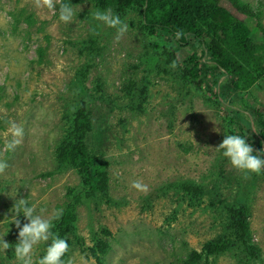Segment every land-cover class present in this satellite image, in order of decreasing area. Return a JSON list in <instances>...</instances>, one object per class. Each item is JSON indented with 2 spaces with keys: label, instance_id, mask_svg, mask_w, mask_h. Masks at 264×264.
I'll return each mask as SVG.
<instances>
[{
  "label": "rangeland",
  "instance_id": "obj_1",
  "mask_svg": "<svg viewBox=\"0 0 264 264\" xmlns=\"http://www.w3.org/2000/svg\"><path fill=\"white\" fill-rule=\"evenodd\" d=\"M244 1L264 25V0ZM69 2L80 10L66 24L35 0H0V163L6 164L0 219L24 196L48 217L63 208L68 189H81L75 170L57 162L56 148L84 95L92 122L87 142L107 163L109 195L77 205L65 264H184L192 251L228 233V212L240 203L248 206L254 256L232 247L194 264H264V175L234 169L216 150L223 131L230 133L227 110L180 80L184 48L176 49V64L154 60L139 8L119 15L128 30L117 39L114 29L92 18L100 10L93 0ZM221 94L226 105L264 113V80L241 97ZM10 122L23 136L7 151ZM185 182L202 186L199 201L181 191ZM8 227L3 238L12 245L18 229ZM5 229L0 220V232ZM103 229L110 247L99 263L87 247L104 238ZM0 264H17L11 247L0 252Z\"/></svg>",
  "mask_w": 264,
  "mask_h": 264
},
{
  "label": "trees",
  "instance_id": "obj_2",
  "mask_svg": "<svg viewBox=\"0 0 264 264\" xmlns=\"http://www.w3.org/2000/svg\"><path fill=\"white\" fill-rule=\"evenodd\" d=\"M93 1L100 10L111 9L116 15L139 8L141 28L150 39L155 54L153 59L163 56L166 63L176 64L174 53L176 49L184 48L178 71L183 84L212 94L215 102L227 110L229 132L244 136L254 150H264V113L248 105H243L245 110L233 108L220 98L221 92L226 94V98L231 95L241 97L253 85L264 80V25L259 23V12L247 8L244 0ZM223 3L230 4L244 18L237 17ZM177 31L181 32L179 39L175 35ZM89 45L88 49L93 50L95 40L90 39ZM38 51L41 54V49ZM83 76L81 72L80 77ZM221 76L225 79L219 82ZM91 129L86 97L81 95L74 111L66 117L56 148L57 162L73 168L81 182L78 192L68 189L62 214L53 222L52 230L64 238L69 247L70 235L76 228V208L82 198H107L109 195L107 163L91 150L87 142ZM262 173L264 175V171ZM181 191L190 202L199 201L204 193L202 186L193 182L183 183ZM228 213V233L205 242L200 252L192 251L184 264H194L201 257L206 260L232 247L254 256L256 247L251 242L248 206L240 203ZM102 232L104 238L87 247L88 255L99 263L110 247V232L107 229Z\"/></svg>",
  "mask_w": 264,
  "mask_h": 264
},
{
  "label": "clouds",
  "instance_id": "obj_3",
  "mask_svg": "<svg viewBox=\"0 0 264 264\" xmlns=\"http://www.w3.org/2000/svg\"><path fill=\"white\" fill-rule=\"evenodd\" d=\"M35 6L48 9L58 17L60 22L66 24L71 23L80 10L75 8L69 0H35ZM92 18L103 26L114 29L117 39L128 30V24L119 15L110 11L96 10L92 13ZM175 35L179 39L181 32L177 31ZM8 135L10 138L4 143V148L12 151L20 143L23 129L14 122H10ZM215 148L234 169L244 174L259 175L264 171V150H254L244 136L223 131V138ZM4 167L6 164L0 163V169ZM15 194L16 190L9 196H15ZM9 211L11 215L0 219L6 224L5 231L0 232V252L11 247L17 264H65L64 257L69 250V244L52 230L53 222L62 214L60 209L44 217L37 213L35 205L24 196L16 199ZM20 216L26 222L21 223ZM9 223L18 229L16 242L12 245L3 238L9 230ZM38 246H43V254L39 256L36 255Z\"/></svg>",
  "mask_w": 264,
  "mask_h": 264
}]
</instances>
